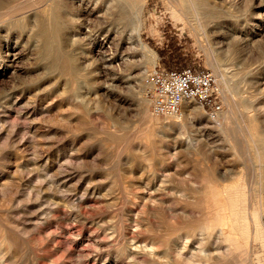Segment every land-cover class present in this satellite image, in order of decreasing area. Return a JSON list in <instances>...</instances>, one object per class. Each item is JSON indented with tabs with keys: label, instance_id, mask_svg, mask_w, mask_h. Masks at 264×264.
<instances>
[{
	"label": "rangeland",
	"instance_id": "1",
	"mask_svg": "<svg viewBox=\"0 0 264 264\" xmlns=\"http://www.w3.org/2000/svg\"><path fill=\"white\" fill-rule=\"evenodd\" d=\"M0 3V264H264L200 232L233 188L264 231V0ZM154 67L210 71L222 112L153 116Z\"/></svg>",
	"mask_w": 264,
	"mask_h": 264
},
{
	"label": "built area",
	"instance_id": "2",
	"mask_svg": "<svg viewBox=\"0 0 264 264\" xmlns=\"http://www.w3.org/2000/svg\"><path fill=\"white\" fill-rule=\"evenodd\" d=\"M142 86L155 117L180 116L184 104L198 106L210 119H216L223 109L220 87L207 70L154 67L143 76Z\"/></svg>",
	"mask_w": 264,
	"mask_h": 264
},
{
	"label": "bare ground",
	"instance_id": "3",
	"mask_svg": "<svg viewBox=\"0 0 264 264\" xmlns=\"http://www.w3.org/2000/svg\"><path fill=\"white\" fill-rule=\"evenodd\" d=\"M16 1V0H15ZM22 1V0H21ZM26 1L27 0H24V2L26 3ZM16 3V2H15ZM1 4L2 3H0V7H1ZM3 6V5H2ZM8 6V5H7ZM7 6H5V8L7 7ZM9 6H11V5H9ZM8 6V7H9ZM18 6H19V4H18ZM4 7V6H3ZM13 7V6H12ZM10 8V7H9ZM7 9V8H6ZM11 9V8H10ZM13 10V9H12ZM29 10V9H28ZM23 11V10H22ZM10 12L11 11H9L8 12V14L9 15H11L10 14ZM15 12V11H14ZM12 13V12H11ZM17 13V12H16ZM16 13H14V14H16ZM13 14V13H12ZM52 18H55V17H52ZM53 20H55L56 21V19H53ZM49 21V20H48ZM51 23H52V21H51ZM40 24H42V23H40ZM46 25V24H45ZM59 25V28H61L60 27V24H58ZM42 26V25H41ZM56 27V26H55ZM57 29V28H56ZM55 29V30H56ZM53 30V29H52ZM42 31H43V34H44V36L43 37H46V40L47 41H45V43H47L48 44V47H50V43H51V37H50V35L46 32V29L45 28H43L42 27ZM57 32V31H56ZM53 33V32H52ZM55 36V35H54ZM57 38V37H56ZM54 39H55V37H54ZM59 39V38H58ZM56 40V39H55ZM56 42V41H55ZM44 43V44H45ZM53 43V42H52ZM51 43V44H52ZM47 47V48H48ZM52 49V48H51ZM146 49V48H145ZM46 50V49H45ZM47 51V50H46ZM50 52V51H49ZM143 53H144V51H142ZM146 53H147V55L149 56V57H152L153 56V53L152 52H150L149 50H147L146 49ZM145 55V54H144ZM146 57V56H145ZM58 60V59H57ZM148 60H150V58H148ZM61 61V60H60ZM62 62V61H61ZM198 108V107H197ZM185 111H186V113L187 112H189V113H198L199 112V114H200V116L202 115V112H204V111H200V109H196V108H194V105L193 104H184V106H183V109H182V114L181 115H183V112L185 113ZM180 115V116H181ZM188 115H190V114H188ZM180 116H177V117H173V118H170V121H172L173 120V122H174V120H180L181 121V119L180 118H178V117H180ZM183 117V116H182ZM251 122V121H250ZM175 123H176V121H175ZM182 124H184V123H182ZM182 124H178L177 123V125H182ZM254 125V124H253ZM252 125V126H253ZM254 127V126H253ZM258 131V130H257ZM257 134V133H256ZM245 139V138H244ZM249 139V138H248ZM247 140V139H246ZM246 142H248V140L246 141ZM250 144V143H249ZM261 182V181H260ZM259 183V182H258ZM257 183V184H258ZM214 184V183H213ZM236 184V183H235ZM235 184H232V186H235ZM238 185V184H237ZM214 186V185H213ZM218 186V185H217ZM230 186V185H229ZM258 186V185H257ZM226 187V186H225ZM231 187V186H230ZM214 188H215V186H214ZM220 189V188H219ZM228 189V188H227ZM230 189V188H229ZM234 189V191H233V193H232V195L231 196H227L228 198L226 199L227 201H226V203L225 202H223L222 201V207H221V209H220V211L219 210H216V213L218 214L219 212L223 215L224 213H225V211L227 212V211H229V212H234V214H233V212L228 216V217H221V219H220V215L218 216L219 217V219L220 220H218V221H216L217 220V218H216V220H215V222L212 224H210V221H209V224H210V226H206V227H204V228H202V229H200V232H202V233H204L205 235L206 234H209V232L210 231H217L218 233H219V235L220 236H222L223 235V233H222V227H225V226H227L229 229H230V234H236V232H238L239 234H240V236H241V238H242V240H243V243H238L237 241H235V240H230L229 239V242H230V244H229V247H228V249H227V253H232V252H235L236 251V249H238V248H240L241 246H249L252 242H256L257 240H261V239H264V231L262 230V228H261V224H259L258 222L256 223V225L255 224H253V223H251V221H250V218H248V216H247V211L243 208V210H238L237 209V206H236V200H238V202H240V203H243L244 201H246V196H244V190L243 191H241V193H240V191H238L236 188H233ZM213 190V189H212ZM216 189H214V191H215ZM217 191V190H216ZM256 191V190H255ZM254 193H256V192H254ZM224 194V193H223ZM229 194V193H228ZM217 195H219V196H221L222 194H221V192L219 191L218 193H217ZM227 195V194H226ZM214 197V196H213ZM223 197V196H222ZM238 197V199H236ZM215 198V197H214ZM210 199V198H209ZM217 199V198H216ZM215 199V200H216ZM248 200H249V196H248V198H247ZM212 200V199H211ZM207 201V200H206ZM217 202V201H216ZM248 202V201H247ZM255 202V201H254ZM205 204H206V202H204ZM218 203V202H217ZM220 204V203H219ZM199 205V204H198ZM213 206V205H212ZM241 206L242 205H240V208H241ZM248 206H250V205H248ZM213 207H215V206H213ZM212 207V208H213ZM251 207V206H250ZM218 208V207H217ZM239 208V207H238ZM239 208V209H240ZM215 209V208H214ZM264 209V208H263ZM197 210V209H196ZM245 210V211H244ZM259 210V209H258ZM251 211V210H250ZM254 211V210H253ZM252 211V212H253ZM207 212V211H206ZM250 213V212H249ZM251 214V213H250ZM208 216V215H207ZM251 217H252V215H250ZM212 218V217H211ZM257 218V217H256ZM261 218H262V216H261ZM213 219V218H212ZM258 219V218H257ZM264 221V220H263ZM254 222H256V221H254ZM200 224V223H199ZM251 224H253L252 226H251ZM193 227V226H192ZM227 227H225L226 229H227ZM195 228V227H194ZM198 229V228H197ZM228 229V230H229ZM186 231L187 232H185V233H188L189 234V232H188V229H186ZM192 231V230H191ZM194 232V231H193ZM214 233V232H213ZM199 235H201V233L199 234ZM205 235H203L204 237H205ZM227 235V234H226ZM212 236V235H211ZM202 237V236H201ZM209 238V235L208 236H206V238ZM219 237V236H218ZM226 237H228V235L226 236ZM201 240V239H200ZM199 242V241H198ZM197 242V243H198ZM205 242V241H204ZM263 242V241H262ZM18 243V242H17ZM175 243V242H174ZM257 243V242H256ZM260 243H261V241H260ZM242 244V245H241ZM199 245H200V243H199ZM228 245V244H227ZM259 245H261V244H259ZM251 247V246H250ZM226 249V248H225ZM263 249V248H262ZM264 250V249H263ZM214 253V252H213ZM205 255V254H204ZM211 255V254H210ZM214 255H216V253H214ZM217 256V255H216ZM215 256V257H216ZM212 257H213V255H212ZM214 258V257H213ZM212 258V260H214ZM234 258V257H233ZM217 259H218V257H217ZM229 259H231V258H229ZM164 260V259H163ZM209 260V257L208 258H204V259H200L196 264H203V262L204 263H206L207 261ZM221 260V259H220ZM181 262V261H180ZM165 264H167V263H165Z\"/></svg>",
	"mask_w": 264,
	"mask_h": 264
},
{
	"label": "trees",
	"instance_id": "4",
	"mask_svg": "<svg viewBox=\"0 0 264 264\" xmlns=\"http://www.w3.org/2000/svg\"><path fill=\"white\" fill-rule=\"evenodd\" d=\"M171 70V69H170Z\"/></svg>",
	"mask_w": 264,
	"mask_h": 264
}]
</instances>
